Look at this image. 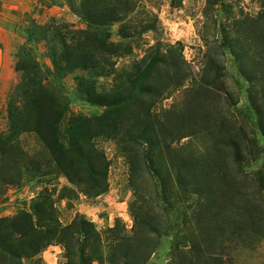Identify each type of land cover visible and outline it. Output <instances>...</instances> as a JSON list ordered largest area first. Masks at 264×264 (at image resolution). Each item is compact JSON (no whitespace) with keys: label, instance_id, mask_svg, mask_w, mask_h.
Returning <instances> with one entry per match:
<instances>
[{"label":"rangeland","instance_id":"obj_1","mask_svg":"<svg viewBox=\"0 0 264 264\" xmlns=\"http://www.w3.org/2000/svg\"><path fill=\"white\" fill-rule=\"evenodd\" d=\"M44 92L66 146L79 119L106 115L91 126L112 127L93 138L106 181L89 148L92 175L77 153L58 165ZM166 137L172 150L149 147ZM186 160L207 173L197 185ZM261 175L264 0H0V264H264ZM41 201L67 228L26 256L35 237L16 218Z\"/></svg>","mask_w":264,"mask_h":264},{"label":"trees","instance_id":"obj_2","mask_svg":"<svg viewBox=\"0 0 264 264\" xmlns=\"http://www.w3.org/2000/svg\"><path fill=\"white\" fill-rule=\"evenodd\" d=\"M85 17V20L88 21L90 24L91 23H96L98 22L96 19H93L92 17H90L89 12L85 13L83 15ZM38 37H42L43 34H36ZM55 64H59L60 62L57 61H53ZM178 86V85H176ZM84 94V99L88 102L94 103V104H100L103 106H114L116 103L111 102L110 100H108L107 96L105 95H97L95 93H92L91 91L85 89L83 91ZM45 97H47L46 92H44V99L43 97H34L35 99L33 100V105L34 106H42L45 105L46 107H50V117L44 119L41 123L45 124V128L46 129H42V131H39V133H41V136L44 140V142L46 143V145L48 146L49 149H51V151L54 153H56L55 157L56 159L59 161L58 165L61 167L63 161H66L65 158L71 155H73L74 153H77L80 157H81V162L78 163V166L81 167V165H83L87 171L89 173L93 172V164L95 165V161L91 162L90 160L87 162V157L84 155L83 151H85L87 148L94 150L93 147V138L99 136V135H103L106 134L107 129L109 130L110 128H112L110 125H108L109 123L103 125V127L101 129H93L91 126L95 124L96 121H103L106 119V115H101L98 117H94L91 119H84V120H80L79 122L80 124H77L75 126H73L72 128V132L73 133V144H69L68 146L58 142V140L53 139V124L56 125L57 122V118L60 115V111L59 109L56 107L57 103L54 101V98L52 96L49 97V100ZM50 103V105H49ZM125 104L123 102H118L116 105H119L120 107H122V105ZM116 107H112L109 109L110 110H115ZM111 113H109L108 118L110 116ZM116 126V125H115ZM98 130V131H97ZM49 135L50 137H47ZM52 138V139H51ZM228 138L231 140V143H229L230 147L236 148L237 150L239 149V145H240V141H237V137H229ZM176 139L174 137H166L165 139L162 140H157L153 143H148L149 147H159L161 150L159 152H164V150H172L173 148H171V143H174ZM163 145H166L163 149ZM97 155L95 160H99L101 164V170L102 172H104L103 177L102 178V182L107 180V161L106 158L104 156V153H101L97 150H94ZM69 162V169H76L77 164L73 161V160H68ZM87 162V163H86ZM204 167L199 168L198 165H193V163L189 160H186L185 164H182V166H180L179 172L180 175L186 179H191L194 180L197 177V174L201 175L202 177L207 176V173L205 172V170L203 169ZM98 170V169H96ZM157 176L158 174H160V170L156 171ZM66 177L73 182L74 184H76L77 181L79 180H75L72 179L71 175L68 172H65ZM261 178H259L260 181H262V183H264V175L260 176ZM94 181L98 182L99 178H98V172H96V177L92 178ZM75 180V181H74ZM189 181V185H197L198 182L195 181V183H192L190 180ZM81 182V181H79ZM207 185V184H206ZM207 189L209 191H211V184L210 187H207ZM203 192V203L205 205V207L208 206V204H210L212 202L211 200V196L212 195V191L211 192ZM104 192V188L102 187H97V194H101ZM46 200H48V198H46ZM211 200V201H210ZM47 202V201H46ZM46 202H37L35 204V213L32 215L30 213H23L22 217H18L16 218L17 220L22 221L23 225H27V227L29 228V230L31 231L30 233H33V236L35 237V241L30 243L29 245L25 246L24 249V254L26 256H34L38 253H40L42 250H44L45 248H47V246L52 244V241L54 240V238H56V236L58 235L57 233H60L62 231H64V229H66L67 227H63L59 221H57V219L53 218V207L46 205ZM247 210V215L249 220H253V217L251 216V211L249 209ZM47 221L46 226L42 225V221ZM1 223V222H0ZM0 231H1V227H0ZM47 232V233H46ZM50 232H52L50 234ZM49 233V234H48ZM57 234V235H56ZM39 235V238H37V236ZM25 238L27 237V234L24 235ZM47 236H50L49 238H47Z\"/></svg>","mask_w":264,"mask_h":264}]
</instances>
